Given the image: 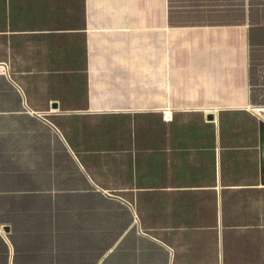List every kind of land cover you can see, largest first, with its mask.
I'll list each match as a JSON object with an SVG mask.
<instances>
[{"label": "crops", "instance_id": "1", "mask_svg": "<svg viewBox=\"0 0 264 264\" xmlns=\"http://www.w3.org/2000/svg\"><path fill=\"white\" fill-rule=\"evenodd\" d=\"M171 0H0V264H264L252 45Z\"/></svg>", "mask_w": 264, "mask_h": 264}, {"label": "rangeland", "instance_id": "2", "mask_svg": "<svg viewBox=\"0 0 264 264\" xmlns=\"http://www.w3.org/2000/svg\"><path fill=\"white\" fill-rule=\"evenodd\" d=\"M171 16L185 27L229 28L223 42L241 36L252 45V100L264 106V0H171Z\"/></svg>", "mask_w": 264, "mask_h": 264}, {"label": "built area", "instance_id": "3", "mask_svg": "<svg viewBox=\"0 0 264 264\" xmlns=\"http://www.w3.org/2000/svg\"><path fill=\"white\" fill-rule=\"evenodd\" d=\"M253 110L254 113H256V115H258V117L260 118H264V106L259 107V106H252L251 108Z\"/></svg>", "mask_w": 264, "mask_h": 264}]
</instances>
